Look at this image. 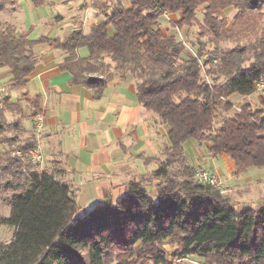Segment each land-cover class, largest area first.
Here are the masks:
<instances>
[{
  "label": "trees",
  "instance_id": "trees-1",
  "mask_svg": "<svg viewBox=\"0 0 264 264\" xmlns=\"http://www.w3.org/2000/svg\"><path fill=\"white\" fill-rule=\"evenodd\" d=\"M0 1L2 13L7 0ZM129 2L128 7L115 3L104 22L88 33L77 29L65 40H32L0 24V66L9 70L11 90L22 89L37 65L34 48L47 44L67 55L61 68L72 75L71 83L92 89L96 98L115 76L134 80L138 101L167 130L166 160L153 175L164 182L155 197L145 187L150 178L132 182L125 196L108 197L80 217L70 187L57 181L55 172L36 171L8 155L1 172L9 177L0 192L14 194L10 215L0 218V225L14 233L0 244V264H172L190 257L204 264H264V202L238 209L221 190L198 183L184 149L188 140L208 143V151L226 154L238 173L264 168V97L258 107L247 103L237 109L230 100L233 94L251 97L264 81V31L256 35L264 0ZM229 11H236L231 27L222 17ZM165 13L179 17L173 22L178 29L197 24L215 48L208 52L200 42L196 52L188 50L161 27ZM222 42L234 45L221 48ZM83 47L86 58L77 54ZM8 102L9 97L3 108L13 107ZM35 105L39 110L38 101ZM35 147L32 141L18 149Z\"/></svg>",
  "mask_w": 264,
  "mask_h": 264
},
{
  "label": "crops",
  "instance_id": "crops-1",
  "mask_svg": "<svg viewBox=\"0 0 264 264\" xmlns=\"http://www.w3.org/2000/svg\"><path fill=\"white\" fill-rule=\"evenodd\" d=\"M63 2L70 5L72 2L76 14L71 17L70 34L64 39L54 38L59 40L69 38L80 28L88 33L93 26L106 20L105 11L117 2L130 6L129 0ZM168 16L176 21L179 18L177 15ZM19 30L20 33H29L22 27ZM108 31L110 36H114L112 26ZM81 50L77 51L78 57L86 58L89 52L82 55ZM34 52L37 59L34 72L21 91L12 90L8 94V103L13 107L23 102L33 106L38 101L40 109L35 110L36 105L33 106L35 108L30 107L28 121L31 127L26 124V118L23 123L20 119L15 121V129L20 132L14 137L12 135L11 141L5 142L7 149L1 151L5 152L3 155L12 157L16 150L13 147L19 141L39 144L46 155L42 171L55 172V179L70 187L80 207L79 216L83 217L108 197L117 201L125 196L132 182L144 181L154 175L155 168L164 161L161 155L168 144L167 130L156 114L138 101L134 80L115 76L102 95L96 98L92 89L71 83L72 75L61 68L67 56L64 52L47 44L37 45ZM7 75L10 80L9 70ZM23 109L21 106L16 113L21 111V114ZM37 114L44 118V129L39 137L34 130V115ZM205 144L209 152V144ZM220 156L226 162L227 171L234 166L226 154ZM188 163L197 168L189 160ZM34 170L37 171L36 168ZM214 173L221 176L222 171L214 170ZM8 192L14 194L13 191ZM10 211L9 206L8 216L2 218L9 217Z\"/></svg>",
  "mask_w": 264,
  "mask_h": 264
},
{
  "label": "rangeland",
  "instance_id": "rangeland-1",
  "mask_svg": "<svg viewBox=\"0 0 264 264\" xmlns=\"http://www.w3.org/2000/svg\"><path fill=\"white\" fill-rule=\"evenodd\" d=\"M70 3L71 5L69 3H64L63 0H43L42 3L37 5L32 0H18L16 4H10L7 0V2L3 3L5 10L0 13V24L4 29L7 28V24L14 27L16 26L15 29L18 33L20 31L19 28H25V30L29 32L30 39H39L41 37L64 39L72 30L71 17L76 14V7L72 6L74 5L72 2ZM110 11L111 7L110 10L105 11V13ZM235 14L236 11H229L222 14V17L228 21L229 27L232 25ZM197 16L198 20L202 21L203 11H199ZM173 22H176V19L172 17H164L161 20L160 25L163 29H168L174 34L179 41H184L188 50L196 52L200 46V42L207 45L208 52L215 48V45L209 41L208 37L202 38L200 36V29L197 24L191 28L185 27L183 29H178L173 25ZM6 30L9 31V29ZM263 31L264 18L260 22V27L256 35L260 36ZM256 35L251 36L248 41H254ZM233 45L232 42H222L220 46L221 48H227L232 47ZM81 49L82 55L88 54L89 51L87 48L83 47ZM7 71L8 69L6 67H0V85L7 86L9 89L8 93H11L12 84L8 78ZM209 79L211 81L210 77ZM220 81H224V79H221ZM19 90L21 91V89ZM230 100L235 105L236 109L247 103L252 104L253 107H258L260 105V94L255 93L248 98L233 94L230 96ZM21 106L24 108L23 112L21 114V111L16 113ZM31 106V104L23 102L13 108L11 107V111L6 108L8 107L7 105L3 108L4 110H2L4 115V130L0 132V169L8 164L6 160L9 157L3 155L5 152L1 151V149H7L5 142H10V137L12 135L14 137L16 133L20 132L19 129H15L17 127L15 126V121L20 119L23 123L26 118V124L31 127V123L28 121V119H30L29 109ZM218 123L219 122L216 124L218 125ZM23 143V141H19V143L14 145L13 149H18V146L25 145ZM184 149L185 155L188 157L190 164L193 166L197 165L196 169L205 168L210 172H214V170L222 171L221 176L219 175L223 181V186L221 188L222 194L229 198L236 208L240 209L249 205L257 207L264 202V168L250 167L247 171L238 173L233 166L227 171V165L223 157H213L211 153L207 152L205 143L200 144L194 140H189L184 144ZM42 151L44 152V149H42ZM161 156L165 161L166 157L163 156V154ZM158 168L159 165L155 170ZM36 169L39 170L40 168ZM0 173L3 172L0 171ZM1 176L0 185L4 183V179L7 178L8 175L4 176V174H2ZM150 179V184H146L145 187L147 191L155 197L159 185L164 182V179H156L153 175ZM11 195L12 193L8 191L0 192V218L6 217L9 214L8 199ZM13 233L14 229L12 227L0 225V244L8 243L12 239ZM166 248L172 250L170 246H166ZM172 264H204V261L197 257H190L183 260H174Z\"/></svg>",
  "mask_w": 264,
  "mask_h": 264
},
{
  "label": "built area",
  "instance_id": "built-area-1",
  "mask_svg": "<svg viewBox=\"0 0 264 264\" xmlns=\"http://www.w3.org/2000/svg\"><path fill=\"white\" fill-rule=\"evenodd\" d=\"M165 17L169 18L165 13ZM256 93H259L261 97H264V81H260L256 85ZM8 87L0 85V109L3 108L6 98L8 97ZM44 129V118L42 115L35 117L34 130L37 137H39ZM12 156L18 158L23 164H30L36 168H40L38 171H42L43 164L45 162V155L42 151V147L38 144L35 148L24 151L16 149L12 152ZM195 180L203 185H208L213 188L221 190L223 181L221 177L214 172H210L205 168L196 169Z\"/></svg>",
  "mask_w": 264,
  "mask_h": 264
}]
</instances>
